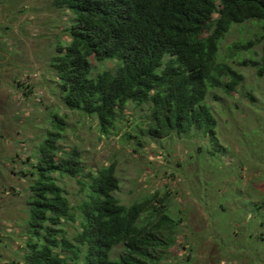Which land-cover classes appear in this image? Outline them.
<instances>
[{
	"label": "rangeland",
	"instance_id": "rangeland-1",
	"mask_svg": "<svg viewBox=\"0 0 264 264\" xmlns=\"http://www.w3.org/2000/svg\"><path fill=\"white\" fill-rule=\"evenodd\" d=\"M72 17L53 0H0V23L12 27L0 39L6 52L0 54V264L23 260L35 181L30 170L56 115L66 122L63 150L78 148L90 169L117 162L116 195L124 204L154 193L159 203L168 195L162 207L179 228L161 264H264V76L252 64L233 61L244 76L241 91L230 96L215 89L206 99L218 122L215 139L198 130L151 137L145 132L150 105L133 102L111 133L102 134L97 118L65 106L51 65L59 44L66 50ZM258 31L251 21L233 25L220 59L227 45ZM118 66L93 59L91 76ZM59 181L73 204L85 197L75 178ZM78 228L79 222L65 225L68 236ZM123 249L115 247L112 257Z\"/></svg>",
	"mask_w": 264,
	"mask_h": 264
},
{
	"label": "trees",
	"instance_id": "trees-1",
	"mask_svg": "<svg viewBox=\"0 0 264 264\" xmlns=\"http://www.w3.org/2000/svg\"><path fill=\"white\" fill-rule=\"evenodd\" d=\"M73 15L66 50L52 58L68 109L97 118L109 134L130 102L150 105L151 137L183 136L194 130L217 136V118L206 102L215 89L240 92L238 63L264 76V0H53ZM251 21L260 29L247 39L221 41L233 25ZM1 22V21H0ZM0 39L11 26L0 23ZM4 37V38H5ZM261 45V50L255 49ZM1 46V44H0ZM243 52H252L244 56ZM119 62L92 77V60ZM242 91L244 88L242 87ZM65 119L54 116L30 170L29 238L23 260L11 264H161L178 230L157 194L124 204L116 195V163L88 168L78 148L59 144ZM30 159H33L29 156ZM75 178L85 197L73 204L59 178ZM256 206L260 207L256 203ZM151 212L149 214L148 212ZM144 213L149 215L143 217ZM67 222H79L68 236ZM177 224V225H176ZM122 253L112 257L115 247ZM193 245V244H191Z\"/></svg>",
	"mask_w": 264,
	"mask_h": 264
},
{
	"label": "flooded vegetation",
	"instance_id": "flooded-vegetation-1",
	"mask_svg": "<svg viewBox=\"0 0 264 264\" xmlns=\"http://www.w3.org/2000/svg\"><path fill=\"white\" fill-rule=\"evenodd\" d=\"M0 54H6V52L2 46H0Z\"/></svg>",
	"mask_w": 264,
	"mask_h": 264
},
{
	"label": "water",
	"instance_id": "water-1",
	"mask_svg": "<svg viewBox=\"0 0 264 264\" xmlns=\"http://www.w3.org/2000/svg\"><path fill=\"white\" fill-rule=\"evenodd\" d=\"M2 15V14H1Z\"/></svg>",
	"mask_w": 264,
	"mask_h": 264
}]
</instances>
